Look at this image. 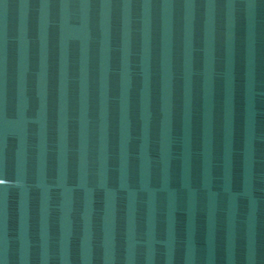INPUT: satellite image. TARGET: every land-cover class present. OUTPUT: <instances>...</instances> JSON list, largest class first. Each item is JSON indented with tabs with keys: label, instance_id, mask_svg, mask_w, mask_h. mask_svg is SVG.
<instances>
[{
	"label": "water",
	"instance_id": "obj_1",
	"mask_svg": "<svg viewBox=\"0 0 264 264\" xmlns=\"http://www.w3.org/2000/svg\"><path fill=\"white\" fill-rule=\"evenodd\" d=\"M0 264H264V0H0Z\"/></svg>",
	"mask_w": 264,
	"mask_h": 264
}]
</instances>
